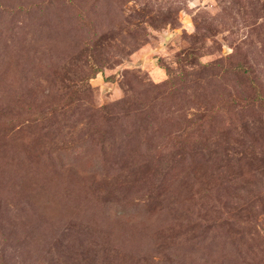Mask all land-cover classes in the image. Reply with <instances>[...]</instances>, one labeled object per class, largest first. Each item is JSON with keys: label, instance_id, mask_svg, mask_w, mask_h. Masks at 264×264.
Returning <instances> with one entry per match:
<instances>
[{"label": "rangeland", "instance_id": "obj_1", "mask_svg": "<svg viewBox=\"0 0 264 264\" xmlns=\"http://www.w3.org/2000/svg\"><path fill=\"white\" fill-rule=\"evenodd\" d=\"M0 264H264V0H0Z\"/></svg>", "mask_w": 264, "mask_h": 264}]
</instances>
